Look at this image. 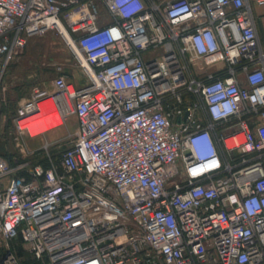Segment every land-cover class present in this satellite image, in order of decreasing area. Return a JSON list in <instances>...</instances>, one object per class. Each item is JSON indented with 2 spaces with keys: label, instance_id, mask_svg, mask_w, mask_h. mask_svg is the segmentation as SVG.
Listing matches in <instances>:
<instances>
[{
  "label": "built area",
  "instance_id": "1",
  "mask_svg": "<svg viewBox=\"0 0 264 264\" xmlns=\"http://www.w3.org/2000/svg\"><path fill=\"white\" fill-rule=\"evenodd\" d=\"M48 31L86 80L34 88L12 123L77 127L56 162L0 158V264H21L19 237L39 264H264L249 0H0V69Z\"/></svg>",
  "mask_w": 264,
  "mask_h": 264
},
{
  "label": "rangeland",
  "instance_id": "2",
  "mask_svg": "<svg viewBox=\"0 0 264 264\" xmlns=\"http://www.w3.org/2000/svg\"><path fill=\"white\" fill-rule=\"evenodd\" d=\"M79 58L56 31L30 38L22 52L0 69V106L15 110L30 98L34 88H46L52 79L62 74L76 85L83 84L86 77L79 66ZM76 127V118L70 116L61 126L40 135L21 133L12 122L6 123L1 133L6 134L8 143L18 144L17 162L46 166L49 158L56 162L71 145ZM21 248V264L38 262L27 248L23 245Z\"/></svg>",
  "mask_w": 264,
  "mask_h": 264
},
{
  "label": "crops",
  "instance_id": "3",
  "mask_svg": "<svg viewBox=\"0 0 264 264\" xmlns=\"http://www.w3.org/2000/svg\"><path fill=\"white\" fill-rule=\"evenodd\" d=\"M159 2H162L164 0H157ZM258 0H249V3L252 8V13L255 21V28L256 33L261 45L262 50L264 51V2L263 4L259 5L257 3ZM2 106H0V158H3L7 163L10 165H14L17 162V159L15 158L16 153V147L17 145H12L8 143V139L6 137V134H2L1 130L5 126L6 123L12 122L14 114H10L9 111L2 110ZM3 126V127H2Z\"/></svg>",
  "mask_w": 264,
  "mask_h": 264
},
{
  "label": "bare ground",
  "instance_id": "4",
  "mask_svg": "<svg viewBox=\"0 0 264 264\" xmlns=\"http://www.w3.org/2000/svg\"><path fill=\"white\" fill-rule=\"evenodd\" d=\"M46 119H43L41 116H35L27 121L26 126L28 127L29 133L28 135L34 136L37 132L47 128L49 125L46 123ZM50 124L53 125L55 123H60L59 121Z\"/></svg>",
  "mask_w": 264,
  "mask_h": 264
},
{
  "label": "trees",
  "instance_id": "5",
  "mask_svg": "<svg viewBox=\"0 0 264 264\" xmlns=\"http://www.w3.org/2000/svg\"><path fill=\"white\" fill-rule=\"evenodd\" d=\"M2 110L3 111L4 110L9 111L11 115L14 114V111H15L13 107H11V108L5 107L4 108V106H3V109ZM8 123H9V121H8ZM21 246H22V241H21L20 237L17 238L16 240L11 241V243H10V248L15 252L16 256L19 259L23 255ZM34 264H39V263L38 262H35Z\"/></svg>",
  "mask_w": 264,
  "mask_h": 264
}]
</instances>
